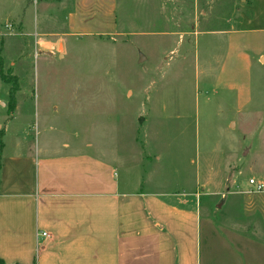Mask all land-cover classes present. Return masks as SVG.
<instances>
[{
	"label": "rangeland",
	"instance_id": "rangeland-1",
	"mask_svg": "<svg viewBox=\"0 0 264 264\" xmlns=\"http://www.w3.org/2000/svg\"><path fill=\"white\" fill-rule=\"evenodd\" d=\"M0 149L94 154L145 190H194L252 261L264 0H0Z\"/></svg>",
	"mask_w": 264,
	"mask_h": 264
},
{
	"label": "crops",
	"instance_id": "crops-1",
	"mask_svg": "<svg viewBox=\"0 0 264 264\" xmlns=\"http://www.w3.org/2000/svg\"><path fill=\"white\" fill-rule=\"evenodd\" d=\"M0 160L5 264H243L239 248L205 226L194 190H145L140 176L119 180L112 162L89 153L0 149ZM257 247L246 264H264Z\"/></svg>",
	"mask_w": 264,
	"mask_h": 264
},
{
	"label": "built area",
	"instance_id": "built-area-1",
	"mask_svg": "<svg viewBox=\"0 0 264 264\" xmlns=\"http://www.w3.org/2000/svg\"><path fill=\"white\" fill-rule=\"evenodd\" d=\"M250 186L258 193H264V180L251 179ZM39 238L48 239L50 235L47 233H39Z\"/></svg>",
	"mask_w": 264,
	"mask_h": 264
},
{
	"label": "trees",
	"instance_id": "trees-1",
	"mask_svg": "<svg viewBox=\"0 0 264 264\" xmlns=\"http://www.w3.org/2000/svg\"><path fill=\"white\" fill-rule=\"evenodd\" d=\"M1 167H2V163H1V160H0V171H1ZM0 264H5V263L0 259Z\"/></svg>",
	"mask_w": 264,
	"mask_h": 264
},
{
	"label": "water",
	"instance_id": "water-1",
	"mask_svg": "<svg viewBox=\"0 0 264 264\" xmlns=\"http://www.w3.org/2000/svg\"><path fill=\"white\" fill-rule=\"evenodd\" d=\"M218 208H221V205H219Z\"/></svg>",
	"mask_w": 264,
	"mask_h": 264
}]
</instances>
